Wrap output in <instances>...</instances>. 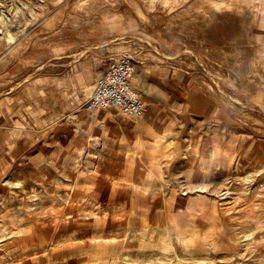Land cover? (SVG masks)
<instances>
[{"label": "rangeland", "instance_id": "374dc122", "mask_svg": "<svg viewBox=\"0 0 264 264\" xmlns=\"http://www.w3.org/2000/svg\"><path fill=\"white\" fill-rule=\"evenodd\" d=\"M105 43L109 64L130 54L174 93L157 99L169 111L153 129L180 146L163 162L148 138L126 172L97 168L109 164L93 162V141L74 144L93 120L113 130L150 116L133 82L143 115L87 108ZM173 71L192 97L166 83ZM48 75L66 77L64 101ZM10 95L29 105L17 161L1 170L0 264H264V0H0ZM58 152L63 173L32 168Z\"/></svg>", "mask_w": 264, "mask_h": 264}, {"label": "crops", "instance_id": "0c3cea01", "mask_svg": "<svg viewBox=\"0 0 264 264\" xmlns=\"http://www.w3.org/2000/svg\"><path fill=\"white\" fill-rule=\"evenodd\" d=\"M114 52V49L111 45L108 43H105L101 45L100 47L94 46L93 49V83L98 79V77L103 73V71L108 66V57ZM98 61V62H96ZM96 62V63H95ZM159 75L152 72L151 69H141L140 67L137 68L136 74L133 77L132 82L134 83L135 87L141 92H145L144 94L147 97H150L152 99L153 105H151L149 108V118L145 117V119H142L138 121L134 125V127L131 128V125L123 124L122 126L117 125V123H114L117 128L113 130H102V126L94 125L93 120V133L83 132L82 136L80 133V136L78 134H74V144L76 145L77 142H80L81 139H85L89 142L93 141V162L94 163H108V166H96L97 168L106 171L108 170H122L123 172L129 171L131 168V162L134 161H141L145 157L147 150L145 146V140L148 138L149 146H162V153L158 155L157 160L153 161H161L165 160L170 154L178 153L180 152V146L174 143V140L170 138V133L168 129L163 131H156L153 129L154 124L156 123L158 119V115L164 112H168V108H163L158 104L157 99L160 98L161 95H164L165 97H171L174 95V93H171V90H163L160 89L157 85L159 80ZM52 77V79H50ZM53 75L47 76L46 82H52L58 83V86L56 87L57 94H61V97L63 98V101L66 96V77L65 76H58L56 78ZM32 79V78H31ZM163 81V79H162ZM166 83H170L171 86H176L177 88L173 89L174 92H176V96L187 99L192 97L191 90H187V85L183 79L179 78L178 73H174V71L170 74L169 80H166ZM33 84L31 83V86ZM34 89H39L38 87H34ZM31 92V91H29ZM22 96V95H21ZM23 101H19V95H10V96H2L0 98V176H1V170H12L14 167V164L17 161L18 157V146L19 141L17 138V132L19 129V125H21V129L24 130V127H26L24 121H25V113L26 108L29 105H26V97H22ZM115 107H107L104 109H95L96 113H116L117 110L113 109ZM18 109H20L19 114L21 115V123H18L19 115L17 114ZM95 117V113H93V118ZM141 126V128H140ZM79 127V126H78ZM150 131L148 134L146 131ZM156 131V132H153ZM80 140V141H79ZM21 145H23L22 141ZM58 141V145H59ZM143 143V147L141 145ZM141 147L139 148V146ZM59 147V146H58ZM60 149V148H59ZM153 150V149H151ZM152 151H150V154ZM154 153H152L153 155ZM156 154V153H155ZM36 158H31L30 162H32L33 166L32 168L37 167L40 163L43 164L45 161L46 163H50L48 167L55 166L57 168L58 173L64 172V167L62 166V163L65 161L64 154L58 152L54 154L52 157L50 155L41 160L40 162L37 160L40 155H35ZM165 157V158H164ZM43 158V156H42ZM72 160L74 162L81 160L79 156H77L76 153H73ZM152 160V159H150ZM114 162L118 163L116 166L113 164ZM9 163V164H8ZM111 163V164H110ZM4 165V166H3ZM155 165V164H153ZM153 165H151L153 167ZM35 166V167H34ZM45 169V170H46ZM156 171L158 169H155Z\"/></svg>", "mask_w": 264, "mask_h": 264}, {"label": "built area", "instance_id": "2783aa9c", "mask_svg": "<svg viewBox=\"0 0 264 264\" xmlns=\"http://www.w3.org/2000/svg\"><path fill=\"white\" fill-rule=\"evenodd\" d=\"M136 71L135 59L130 54H118L95 82L87 102L89 109L118 107L121 113L141 116L148 103L133 86Z\"/></svg>", "mask_w": 264, "mask_h": 264}, {"label": "bare ground", "instance_id": "6f19581e", "mask_svg": "<svg viewBox=\"0 0 264 264\" xmlns=\"http://www.w3.org/2000/svg\"><path fill=\"white\" fill-rule=\"evenodd\" d=\"M13 36L11 35V34H9L8 36H7V39L8 40H10L11 38H12ZM93 91V86H92V89H91V92ZM91 92H90V94H89V96L91 95ZM88 96V97H89ZM115 107V106H114ZM115 108H118V107H115ZM119 109V108H118ZM120 111V110H119ZM123 115H128V114H125V113H122ZM131 116V115H130ZM135 117H138V116H135ZM176 258V257H175ZM105 263V260H104V262H102L101 264H104ZM96 264H98V263H96Z\"/></svg>", "mask_w": 264, "mask_h": 264}]
</instances>
